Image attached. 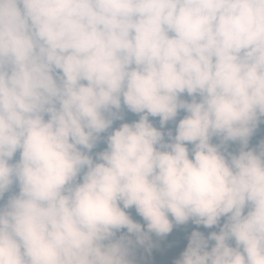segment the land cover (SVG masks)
Wrapping results in <instances>:
<instances>
[{
  "label": "clouds",
  "instance_id": "9594fccd",
  "mask_svg": "<svg viewBox=\"0 0 264 264\" xmlns=\"http://www.w3.org/2000/svg\"><path fill=\"white\" fill-rule=\"evenodd\" d=\"M178 229L169 264H264V0H0V264Z\"/></svg>",
  "mask_w": 264,
  "mask_h": 264
},
{
  "label": "trees",
  "instance_id": "16d2710c",
  "mask_svg": "<svg viewBox=\"0 0 264 264\" xmlns=\"http://www.w3.org/2000/svg\"><path fill=\"white\" fill-rule=\"evenodd\" d=\"M137 117L129 114L127 116V122H131L132 120L136 119ZM185 231L184 230H174V232L165 240L163 241H159V249H155L153 250L152 254L150 256H146V260L147 261H153V258L157 257L161 260L163 257L160 256L161 254V249H166L169 248L170 244H173L174 247L176 249V254L178 255L179 251H181L183 249L184 246H186V239H185ZM143 251L141 250L140 255L142 256ZM160 264V262H159Z\"/></svg>",
  "mask_w": 264,
  "mask_h": 264
},
{
  "label": "rangeland",
  "instance_id": "374dc122",
  "mask_svg": "<svg viewBox=\"0 0 264 264\" xmlns=\"http://www.w3.org/2000/svg\"><path fill=\"white\" fill-rule=\"evenodd\" d=\"M154 250H155V249H154ZM140 252H141V251H140ZM140 252L138 253V263H139V261H140V257H141V256H139V255H140ZM160 254H161L160 256H162L163 258L160 260V259L158 258V256H157V257L153 258L154 262L152 261L150 264H159V262H160V264H169L170 260H171L174 256L177 255V254H176V249L173 248V247H171V248H166V249H161V253H160ZM142 255H144V253H143Z\"/></svg>",
  "mask_w": 264,
  "mask_h": 264
}]
</instances>
